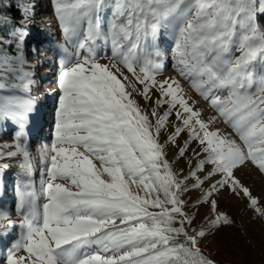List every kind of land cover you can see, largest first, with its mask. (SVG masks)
Masks as SVG:
<instances>
[{"label":"snow or ice","instance_id":"obj_1","mask_svg":"<svg viewBox=\"0 0 264 264\" xmlns=\"http://www.w3.org/2000/svg\"><path fill=\"white\" fill-rule=\"evenodd\" d=\"M54 3L66 39L80 37L85 24L87 27L75 42V62H66L58 77L62 95L55 138L40 151L50 164L42 188L46 203L38 207L32 191L20 195L16 211L22 216V231L8 250L6 264H214L198 246V237L206 235L203 228L190 234L185 227L194 219L183 210L181 196L187 189L166 159L165 145L159 138L175 112L180 123L168 143L175 144L187 131L189 138L178 155L184 156L193 141L206 154L185 180L195 178L193 187L202 186L204 180L197 173L210 164L209 178L221 177L212 191L227 187L237 196L243 191L256 208L257 199L240 183L234 170L251 160L264 172V31L257 23L264 17V0ZM24 11L27 13L28 8ZM106 11L111 18L105 30L100 19ZM162 21L177 28L179 75L209 102L244 147L219 130H209L210 122L201 119L202 113L189 104L179 80L156 79L161 68L159 52L154 54L155 59L137 55L149 35L155 39ZM8 26L12 39L0 37V74L11 73L26 80L22 86L27 90L32 82L28 78L34 75L23 68L22 46L29 35L27 14L17 22L0 16V30ZM101 37L110 38L116 63L98 62L95 46ZM3 45H14L18 54L8 56ZM81 51L87 54L81 55ZM237 51L239 56L235 55ZM124 69L144 85L139 95L146 101L152 100L153 89L159 94L150 114L128 91ZM4 79L0 75V90L8 86ZM130 86L137 91L134 84ZM223 92L227 97L220 95ZM8 99L0 96V101ZM9 102L32 110L31 101ZM164 105L168 107L161 115L159 109ZM15 148L7 153L0 151V159L22 153L20 167L31 175L29 151L19 141ZM95 161H99V167ZM8 167L0 166V175ZM105 174L109 179L103 178ZM177 222L179 227L174 226ZM228 222L223 214L212 221L217 225ZM13 226L9 215L0 211V235H7ZM22 250L27 256L17 255Z\"/></svg>","mask_w":264,"mask_h":264},{"label":"rangeland","instance_id":"obj_2","mask_svg":"<svg viewBox=\"0 0 264 264\" xmlns=\"http://www.w3.org/2000/svg\"><path fill=\"white\" fill-rule=\"evenodd\" d=\"M8 4L9 0H0V16H6L13 22L21 20L25 14L28 16L29 35L22 46L25 59L23 68L24 71L32 72L34 75L28 78L32 82L25 90L22 85L27 82L26 80L21 81L11 73L0 74L6 77L3 82L8 85L7 88L0 90V96L9 98L6 101H0V105H3V111H0V151L5 153L16 151L15 145L19 141L31 155L33 171L29 175L20 167L24 160L22 153L15 157L5 156L0 159V166L9 165L8 168L2 169V175H0V211L6 212L15 222V226L7 230V235H0V264H6L8 250L20 238L22 216L16 211L20 195L32 191L38 198V207L46 203L42 188L47 181L50 164L45 162L40 151L43 146H50L55 138L56 112L59 97L62 95L58 87V77L66 62H75L72 60L77 52L75 42L82 38L83 31H86L87 27L85 24L80 37L66 39L55 11L54 0H14L15 7L23 13L22 17H15L4 12V5ZM24 8H28L27 13ZM110 18V12L106 11L101 14L100 23L105 30L107 20ZM0 37L12 39L11 26L0 30ZM176 37V26L169 21H162L155 39L149 35L147 40L141 43L137 55L141 58L155 59L154 54L159 52L161 68L157 71L156 79L161 82L169 78L179 80L185 89L186 98H189V104L194 105L195 110L202 113L201 119L210 122L209 130H219L222 136L234 139L237 144L244 147L239 136L219 118L209 102L204 100L190 87L189 82L179 75L176 67ZM95 47L99 63H116L111 56L110 38L108 40L103 37L99 38ZM3 48L10 57L18 54L14 45H3ZM86 54L81 51V55ZM235 55L239 56L240 53L237 51ZM168 60L169 66L167 67ZM165 62H167V68L164 67ZM120 67L123 68L122 65ZM124 72L128 76V82H125L128 91L132 92L141 108L150 114L159 94L153 89L152 100L146 101L139 95L144 85L128 73L127 69H124ZM131 84L135 85L137 91H133ZM220 95L227 97L228 93L223 92ZM9 101H31L32 110L25 111L23 107H16ZM167 107L164 105L159 109L161 115ZM5 112L8 114L6 115ZM179 123L173 112L167 129L161 131L159 142L165 145L166 159L172 164L178 178L184 181L183 186L187 189L181 196L185 202L183 210L194 219L191 225L186 223L185 227L190 234L203 228L206 235L202 238L198 237V246L202 254L214 264H264V172L251 160L234 170L240 183L250 190L253 198L257 199L256 208L251 206L248 196L243 191H240L238 196L227 187L212 191V186L221 177L213 175L209 178V173L213 168L210 164L205 165L204 170L197 173L199 178L204 180L203 185L193 187L196 183L195 178L185 180V177L196 169L198 161L206 154L201 152L198 142L193 141L184 156L178 155L179 149L189 138L188 132L182 133L175 144L168 143V137L174 131L175 125ZM4 145L12 147H3ZM194 153L201 154L197 156ZM95 163L98 167L100 166L99 161ZM103 178L109 179L106 174ZM57 182L66 183L65 181ZM132 187L136 190L135 185ZM209 191H212L211 196L207 195ZM143 194L140 190V195ZM213 201L216 202L215 208H213ZM152 211H158V209H152ZM221 214L226 215L229 222L213 224L212 221ZM117 223L120 222L117 221ZM174 226L179 227L180 225L177 222ZM179 239L183 240V237ZM17 255L27 256V253L22 250Z\"/></svg>","mask_w":264,"mask_h":264},{"label":"trees","instance_id":"obj_3","mask_svg":"<svg viewBox=\"0 0 264 264\" xmlns=\"http://www.w3.org/2000/svg\"><path fill=\"white\" fill-rule=\"evenodd\" d=\"M4 6H5L4 12L10 13L11 15H14L15 17L23 16V13L21 12V10L15 7L14 0H9V4L4 5ZM257 22L260 25L261 30L264 31V17L258 18Z\"/></svg>","mask_w":264,"mask_h":264},{"label":"bare ground","instance_id":"obj_4","mask_svg":"<svg viewBox=\"0 0 264 264\" xmlns=\"http://www.w3.org/2000/svg\"><path fill=\"white\" fill-rule=\"evenodd\" d=\"M162 61H163V59H162ZM168 66H169V60H168V65H167V67H168ZM167 67H166V68H167Z\"/></svg>","mask_w":264,"mask_h":264}]
</instances>
